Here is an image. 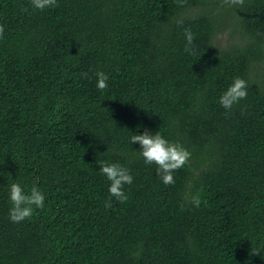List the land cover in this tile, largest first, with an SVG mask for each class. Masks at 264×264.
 Instances as JSON below:
<instances>
[{
	"label": "trees",
	"instance_id": "1",
	"mask_svg": "<svg viewBox=\"0 0 264 264\" xmlns=\"http://www.w3.org/2000/svg\"><path fill=\"white\" fill-rule=\"evenodd\" d=\"M0 25V264H264V0H0ZM145 128L191 153L174 184L130 142ZM101 162L130 170L126 202ZM12 183L46 197L20 223Z\"/></svg>",
	"mask_w": 264,
	"mask_h": 264
},
{
	"label": "clouds",
	"instance_id": "2",
	"mask_svg": "<svg viewBox=\"0 0 264 264\" xmlns=\"http://www.w3.org/2000/svg\"><path fill=\"white\" fill-rule=\"evenodd\" d=\"M30 2L32 7L37 10L57 6V0H30ZM222 2L228 6H243L245 0H222ZM183 5L184 0H177V6L182 7ZM23 11H27V8ZM4 31L3 25H0V38L3 37ZM184 35L188 45H192L194 33L190 29H185ZM185 51H190V49L186 48ZM96 77V87L99 90L106 89L108 87V75L100 71L96 73ZM247 95V81L237 77L220 96L219 104L226 112H230L233 106L246 99ZM130 142L140 145L139 152L144 158V162L157 166L156 173L165 185L175 183L173 173L182 168L191 157V153L180 142L166 139L159 131L151 133L145 128L142 134H133ZM99 171L110 181L108 188L110 195L121 203L126 202L128 196L124 191L125 185L133 183L130 170L118 163L101 162ZM9 198L12 204L9 210V219L13 223H20L30 218L35 209H43L46 197L45 193L36 186H33L30 192H26L20 183H12L9 189ZM190 203L193 207H199L201 204L200 197L198 195L194 196ZM111 206V201H106L105 207Z\"/></svg>",
	"mask_w": 264,
	"mask_h": 264
},
{
	"label": "rangeland",
	"instance_id": "3",
	"mask_svg": "<svg viewBox=\"0 0 264 264\" xmlns=\"http://www.w3.org/2000/svg\"><path fill=\"white\" fill-rule=\"evenodd\" d=\"M232 30V27L228 25L227 28H225L222 32L219 33L220 38L224 39V42L232 40V36L230 34V31Z\"/></svg>",
	"mask_w": 264,
	"mask_h": 264
}]
</instances>
